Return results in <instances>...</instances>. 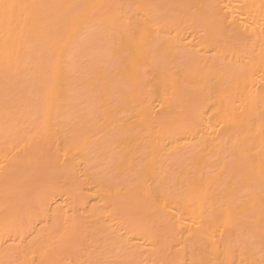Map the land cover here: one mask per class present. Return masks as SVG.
<instances>
[{"label":"bare ground","instance_id":"1","mask_svg":"<svg viewBox=\"0 0 264 264\" xmlns=\"http://www.w3.org/2000/svg\"><path fill=\"white\" fill-rule=\"evenodd\" d=\"M262 260L264 0H0V264Z\"/></svg>","mask_w":264,"mask_h":264},{"label":"snow or ice","instance_id":"2","mask_svg":"<svg viewBox=\"0 0 264 264\" xmlns=\"http://www.w3.org/2000/svg\"><path fill=\"white\" fill-rule=\"evenodd\" d=\"M5 7H8V6H5ZM261 264H264V260L261 261Z\"/></svg>","mask_w":264,"mask_h":264}]
</instances>
